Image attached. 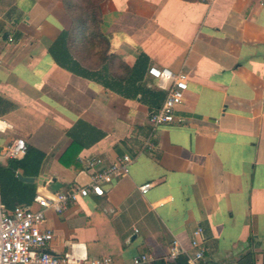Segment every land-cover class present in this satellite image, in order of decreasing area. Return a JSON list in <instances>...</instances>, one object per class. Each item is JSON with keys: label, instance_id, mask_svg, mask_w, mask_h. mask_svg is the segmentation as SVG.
<instances>
[{"label": "crops", "instance_id": "0c3cea01", "mask_svg": "<svg viewBox=\"0 0 264 264\" xmlns=\"http://www.w3.org/2000/svg\"><path fill=\"white\" fill-rule=\"evenodd\" d=\"M262 2L105 0L107 57L69 39L86 69L77 72L50 50L72 25L63 0H0V118L11 124L0 151L17 137L43 151L32 182L45 195L87 184L94 158L109 165L136 156L104 195L47 211L44 225L55 234L47 250L77 245L110 264H133L141 253L152 262L167 259L174 240L193 252L201 225L202 264H264ZM141 54L148 59L133 83ZM151 66L184 71L189 84L175 120L154 129L147 149L150 113L167 94ZM123 84L130 96L119 92ZM147 181L143 194L138 185Z\"/></svg>", "mask_w": 264, "mask_h": 264}, {"label": "built area", "instance_id": "2783aa9c", "mask_svg": "<svg viewBox=\"0 0 264 264\" xmlns=\"http://www.w3.org/2000/svg\"><path fill=\"white\" fill-rule=\"evenodd\" d=\"M12 39V36H9V40ZM149 73L167 90L163 104L150 113L152 129L145 142V148L152 149L155 147L152 140L154 129L175 120L176 107L184 99L189 78L186 72H175L168 67L151 66ZM10 126L9 122L0 118V132H5ZM27 149L28 145L24 138H14L1 147L0 160L4 157H21L26 154ZM135 159L136 156L125 153L112 164L105 165L101 157L94 158L89 161L91 173L87 184H77L68 191L53 195L38 192L32 204H17L9 209L0 193V264H110L112 261L110 256L90 258L77 245H72L71 249L62 255L48 251V244L55 234L51 228L44 225L46 213L48 210L61 213L80 197L90 194L104 195L107 184L112 183L118 176L129 174V167ZM152 185L153 182L147 181L139 184L138 189L145 194ZM202 239L203 227L199 225L192 234L193 252L187 250L179 240H174L167 259L174 260L179 254H184L188 264H202L205 257ZM150 261L149 254L141 253L135 256L133 264H145Z\"/></svg>", "mask_w": 264, "mask_h": 264}, {"label": "trees", "instance_id": "16d2710c", "mask_svg": "<svg viewBox=\"0 0 264 264\" xmlns=\"http://www.w3.org/2000/svg\"><path fill=\"white\" fill-rule=\"evenodd\" d=\"M195 1V0H189ZM72 19L69 30H63L58 39L51 45V52L56 61L74 71H85L79 61L69 51V39L72 42L74 37L79 36L85 45L100 49L102 59L107 57L110 47L108 37L102 30L103 14L102 5L105 0H63ZM147 56L141 54L136 64L130 70L133 75V83H136L141 67L146 64ZM119 92L130 96V85L123 84ZM44 152L28 146L26 154L21 157L10 158L7 165L0 164V190L2 200L8 208H14L17 204H30L37 193L35 182L26 181L18 175L19 169L24 175L37 176L41 163L44 159ZM148 264H188L186 255L179 254L174 260L157 258Z\"/></svg>", "mask_w": 264, "mask_h": 264}, {"label": "water", "instance_id": "95a60500", "mask_svg": "<svg viewBox=\"0 0 264 264\" xmlns=\"http://www.w3.org/2000/svg\"><path fill=\"white\" fill-rule=\"evenodd\" d=\"M18 175L20 176L21 179L26 180V181H33L34 180V177H32V176H24L20 172L18 173ZM48 251H50V250H48Z\"/></svg>", "mask_w": 264, "mask_h": 264}]
</instances>
